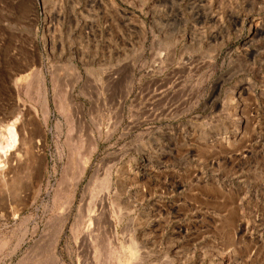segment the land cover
I'll return each mask as SVG.
<instances>
[{
	"label": "rangeland",
	"instance_id": "374dc122",
	"mask_svg": "<svg viewBox=\"0 0 264 264\" xmlns=\"http://www.w3.org/2000/svg\"><path fill=\"white\" fill-rule=\"evenodd\" d=\"M52 254L264 264V0H0V264Z\"/></svg>",
	"mask_w": 264,
	"mask_h": 264
},
{
	"label": "bare ground",
	"instance_id": "6f19581e",
	"mask_svg": "<svg viewBox=\"0 0 264 264\" xmlns=\"http://www.w3.org/2000/svg\"><path fill=\"white\" fill-rule=\"evenodd\" d=\"M72 67V66H71ZM76 75H78V74H76ZM79 76V75H78ZM53 79H55V78H53ZM53 81V80H52ZM54 85V84H53ZM54 88V87H53ZM53 92V91H52ZM55 93H59V94H55L54 95V102H55V105L57 104H59L60 105V108L62 109V108H64L65 107V110L64 111H72L73 109H75L76 111H77V113H80L79 115H81V117H82V119L81 120H83L82 122L83 123H85L86 124V126H87V128L88 129H90V130H92L91 129V127H90V125H89V123L88 122H86V120H85V118H84V115H83V107H84V105L83 104H78V105H76V106H74V108H73V106H71V100H70V102L68 101V102H66L67 104H68V106H67V104H65V102L64 101H62L61 102V97L64 95H62V94H60V92L59 91H54ZM68 100H69V98H68ZM44 105L46 106V101H45V99H44ZM56 105V106H57ZM58 108V107H57ZM58 110V109H57ZM63 111V112H64ZM69 115H71V114H68V116ZM80 117V116H79ZM72 120V119H71ZM66 122H69V118L67 119L66 118V120H65ZM97 127V126H96ZM39 128V127H38ZM98 128V127H97ZM88 229V228H87ZM91 236V235H90ZM49 257H51V260H52V262L54 263V264H64L63 263V261H62V259H60L59 257H57V255L56 254H52L51 256H49ZM49 260V259H48ZM52 262H50V263H52Z\"/></svg>",
	"mask_w": 264,
	"mask_h": 264
}]
</instances>
